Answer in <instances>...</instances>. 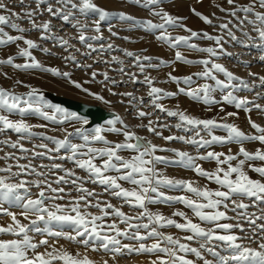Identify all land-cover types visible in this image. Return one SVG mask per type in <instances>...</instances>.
I'll use <instances>...</instances> for the list:
<instances>
[{
  "label": "snow or ice",
  "instance_id": "6c2138e0",
  "mask_svg": "<svg viewBox=\"0 0 264 264\" xmlns=\"http://www.w3.org/2000/svg\"><path fill=\"white\" fill-rule=\"evenodd\" d=\"M21 4L24 0H20ZM36 8H29L23 13H16L12 11L5 3H0V10L7 14H0V45L17 44L22 41L25 45L20 47L17 44V55L27 58L24 63H15L16 56L8 55L7 58L0 59V65H11L16 69H36L42 68L43 65L33 57L32 49L41 48V46L33 39L27 38L23 35L24 32L35 30L40 33V39L55 40L61 47L66 49L71 47L69 40L63 36H58L53 33L52 19H59L62 23H67L72 27L80 30L77 39L84 43L89 49L85 55H90L96 51H110L113 49L112 44H108L105 48L103 45L99 49L95 48L89 41H99L103 39L100 33V24L113 15L118 16L123 21L130 22L132 28H144L146 30H160L157 39L167 43L172 48H179L185 46L189 49L207 53L208 56L202 59L193 60L185 57L180 51L175 53V61H160L152 63V56H141L132 51L122 49L128 57L133 58V66L138 68L140 74H144L143 81H140L137 73L125 72L124 67L118 69L121 73L128 76L133 83H144L149 87L148 96L151 98L152 104L161 112H166L169 117L178 118V123L175 125L178 129L185 131H194L196 133L193 137L186 136H167L163 137L162 132L158 131V127H168V125H157L153 127V121L149 120L148 125H140L146 127L149 132L155 136H160L165 140L173 141L180 140L189 145H194L197 148L203 149L214 144H228L236 142L241 144L239 153L237 155L227 154L215 151H208L206 155L193 156L189 152L177 149H161L158 145L147 140L145 137L137 135V133L130 129L129 125L124 120L116 115L113 119L106 122L107 127L96 126L91 131L83 127L89 123L85 116L79 115L75 112H69L59 105L46 102L41 95L38 94L37 89L33 88L26 94L19 95L13 90L0 87V132L11 130L18 134L19 139L15 142L10 139L2 141V143L10 144L13 148H18L24 153L32 152V157H47L50 160H70L79 169L87 172V179L95 184L104 187L105 192L111 193L112 196L121 199L130 207L138 208L140 211L137 215L132 216L116 208L111 203H101L99 200L92 204L88 197L96 196L95 192L89 191L83 187L82 181L84 178L77 177L75 172L67 169L60 163H53L51 165H40L39 167L48 169V174L54 175V181L37 180L29 182L21 180L19 183H9L10 177H20L21 175L35 174L40 177H45V172L37 170L36 166L29 164L17 163L15 167L18 171L13 172L12 165L5 168H0V172L8 173V176L0 175V212L9 215L13 223L7 227L0 226V233L15 234L18 239L0 240V264H53L54 261H63V264H92L88 258H77L63 250L53 248L52 251L46 253H38L36 249L39 245H47L48 240L44 239L37 243L33 242L29 232L48 233L53 237H66L69 240H76L85 246H91L93 250L102 249L106 252H111L113 258L116 254L124 253H149V254H163L157 255L156 259L151 261V264H194V261L187 258V254L192 253L197 258L203 260V264H214L213 260H208L202 253V249L215 258V264H264V223L258 221L264 220V182L261 180L251 179L244 170L246 162L253 160L264 161V148L257 149L255 152H249L242 145L244 141H258L264 144V126L250 121L251 127L256 129L257 134H246L237 126L226 122H220L216 119H198L190 116L184 111L169 110L165 108L159 101L165 96L173 97L178 93H183L193 100L202 101L207 104L219 103L215 100L213 93L216 90L225 91L222 100L234 104L236 108L245 107L247 111L252 108L264 110L254 101L247 98H239L234 92L239 88L251 90V86L242 78L236 76L223 64L217 63V57L221 55H232L227 53L223 47L224 36L212 35L207 32H198L181 23L185 18L174 17L165 11L161 5L163 0H131L134 5H139L144 9L150 11L154 16L161 19L162 22L156 23L151 19H138L134 15L125 14L124 12L113 13L98 6L94 0H56L54 5L51 0H35ZM199 2V0H198ZM233 7L228 11L229 15L236 18L238 21L236 27L239 28L244 37L251 41V44H246L245 39L237 37L229 28L232 21H228L219 25L222 32H226L231 41L244 46H251L264 52V11L257 10L264 9V0H251L248 5H236L235 0H228ZM193 14L200 17L205 23L212 24L213 20L203 15L202 13L192 9ZM237 12L243 13L242 17L237 16ZM45 13L52 19L37 23V18L43 16ZM79 13L82 16H96L97 19L93 21V26L81 23ZM13 17L16 19L26 18L30 24L31 29L21 27ZM252 25V30L257 33L252 36L249 31L245 30V25ZM5 27L17 30L18 35H11L5 31ZM92 27V30L98 35L87 36L85 33ZM168 27L184 28L190 35L173 36L168 33ZM111 30V29H110ZM116 35V33H113ZM193 38L206 39L214 41V46L200 47L192 43ZM259 41V43H257ZM42 51L48 52L49 49L41 48ZM65 60L77 62L74 55L69 54L64 57ZM259 60L264 62V55L259 57ZM183 62L185 64H199L203 65V71L194 73L192 75L178 77L168 74L169 80L176 83H183L188 87H181L177 92H165L164 89L155 86L154 79L146 74L148 68L158 69L161 63L168 65L175 62ZM108 63L109 61H104ZM111 62H117L123 65V61L119 57L113 56ZM78 67L91 68L92 65H80ZM58 76L70 78V72H60L57 68H47ZM217 73L223 74L225 79H219ZM6 75V74H5ZM98 75L93 71L91 76L95 78ZM105 81H110L116 84L117 81L108 76L107 72L103 73ZM252 76H257L256 73H250ZM204 79L205 81H212L213 83L205 82L197 87H191L195 83V79ZM260 86L264 87V75L257 77ZM20 83V81H17ZM76 87L81 85L72 81ZM87 91V89H85ZM122 95L131 97L132 100L139 99L143 103V98H136L132 93H123ZM260 95L259 93L257 94ZM103 99V97H97ZM252 107H246L250 105ZM51 110V111H49ZM7 112L9 114L17 113L21 116L20 119L12 120L9 115L2 114ZM28 114L37 115L45 120L55 123H64L67 121H75L82 125L76 127L73 131H66L63 138L54 136H45L43 132L33 130V126L29 124L24 117ZM138 118H144L151 115L143 110L136 113ZM229 116L234 113H228ZM117 124L120 126L118 127ZM46 127V125H41ZM217 128L224 129L227 132L226 136H218L214 134ZM105 131L114 132L122 135L124 140L121 142L109 141L103 134ZM201 131H206L209 138H204L200 135ZM33 137L46 138L54 142L55 147L49 148L48 144H39L35 147L44 149V151H33L25 148L22 140L31 139ZM79 138L82 143H73V138ZM94 142H102L104 147H94ZM65 151V155H48L49 153H60ZM123 151H131L135 153L131 157H124L120 153ZM157 151H172L175 153V159H169L156 155ZM238 155H242L244 159H240L238 163L233 166L232 161L237 160ZM9 158L28 159L27 156L15 157L13 153H8ZM223 157V159L221 158ZM215 161L217 167L208 171L201 165L197 164V160ZM99 161V162H97ZM160 163H175L182 165L184 168L194 170L200 177H204L209 181H214L220 186L219 189L212 190L205 187L194 185V182L186 179H174L165 176L161 173L156 165ZM224 165H227L225 168ZM252 171L264 177V166L253 167L249 165ZM57 171H62L64 175H56ZM115 173V174H111ZM235 174V178L233 175ZM121 181L128 182L134 187L125 188ZM34 183L40 188V191L35 199L27 195H21L20 190L24 189L25 193H29L28 185ZM53 183L72 184L77 186V190L86 195H81L75 198L74 201L67 206L59 204H47V201L56 199H63L60 195L65 192L63 187H53ZM177 189L193 194L195 198L188 195L168 196L161 188ZM52 193L53 195H49ZM233 197L247 198L251 204L244 203L243 199L239 203ZM164 202H179L191 209L193 214L202 222H207L213 227L205 229L199 223H194L191 218L183 211H177L173 215L183 217L185 222L179 223L175 219L167 218L162 214L153 213L149 210L148 204ZM83 202V203H81ZM4 203L12 205H20L24 209L21 213L25 218L28 213L35 214V219L31 220L29 224H22L17 219L14 213L9 212L2 206ZM229 203H231V210L237 213V217L247 221L251 232L249 236L236 235L232 230L239 228L241 231H246L243 225L222 223V220L235 219L236 217H228L227 210H229ZM97 207L102 211L101 215H91L82 208ZM223 207L225 210L221 211ZM256 207L259 209V214L248 211L249 208ZM74 213V214H72ZM115 216L120 219V222L127 225L125 229L117 226L115 220L111 223L105 221V217ZM147 220V222H143ZM61 224H68L73 227L75 235L65 233L62 231L53 232L50 228H41L40 222L46 226L51 225L52 222ZM166 226H174L178 229L191 233L184 237L186 241H204L199 248L192 247L189 243H183L180 239L174 238L172 235L165 234L160 231V228ZM141 229L145 230L143 233ZM79 238V239H78ZM137 241V245L122 244V239ZM153 239L155 242L151 245H146L144 241ZM244 240H249V244H245ZM251 243H255L257 247H252ZM220 248L228 252V255H221L216 249ZM29 250L33 255L29 256Z\"/></svg>",
  "mask_w": 264,
  "mask_h": 264
},
{
  "label": "rangeland",
  "instance_id": "374dc122",
  "mask_svg": "<svg viewBox=\"0 0 264 264\" xmlns=\"http://www.w3.org/2000/svg\"><path fill=\"white\" fill-rule=\"evenodd\" d=\"M51 2L55 5L56 0H51ZM94 2L106 10L112 11L113 13L124 12L125 14H131L137 17L138 19H151L156 23L162 22L161 19L157 16H154L150 13L149 10L142 8L139 5H134L131 0H94ZM0 3H5L8 5L12 11L16 13H23L27 11L29 8H36L37 3L35 0H24V3L21 4L20 0H0ZM251 3V0H235L236 5H248ZM161 7L167 11L169 14L174 17H182L185 18L181 21L187 28H190L194 31L198 32H207L212 35H223L224 43L223 47L227 53H231L232 55H221L216 59L217 63L223 64L230 71H232L236 76L242 78L251 86V90L245 88L237 89L234 94L239 98H247L250 101H254L255 103L264 106V87L260 86V82L258 80V76L264 75V62L259 60L261 55H264V52L261 50L251 47L244 46L242 44H238L234 41H231L227 36L226 32H222L219 25L228 21H232L229 24V28L233 31V33L240 37L241 39H245L246 44H251V41H248L243 32L236 27L238 21L236 18L229 15L228 11H222V9L230 10L233 5L228 3V0H163ZM192 9L202 13L205 16L210 17L213 20V23L207 24L200 17L193 14ZM257 10L264 11V9H260L257 6ZM0 14H7L3 10H0ZM244 14L237 12V16L242 17ZM81 23L87 24L89 26H93V21L97 19L96 16H82L77 13ZM13 19L21 25V27L26 29H31V24L26 18ZM52 19L49 17L47 13L43 16H39L37 18V23H41L43 21ZM53 28L52 31L58 36H63L65 39L69 40L71 47L65 48L61 47L57 41L55 40H43L40 39V33L35 30H30L24 32L25 35L29 39H33L36 41L41 48L49 49L48 52H44L41 48L32 49L33 57L43 65L42 68L36 69H16L11 65H0V87L5 89L13 90L16 94L23 95L27 92L31 91V89L35 88L38 91V94L43 97L46 102H50L55 105H59L62 108L68 110L69 112H75L79 115L85 116L89 123L84 125L83 127L89 129H93L96 126L107 127L106 122L110 119H113L116 115H119L125 123H127L131 130L135 131L137 135L141 137H145L147 140L152 143L158 145L161 149H177L184 150L189 152L193 156H201L206 155L208 151H216V149H221L222 151H218L221 153L237 155L239 153V149L237 151H233L231 146L237 145L236 142H231L228 144H214L209 147L200 149L194 145H189L180 140L168 141L163 139L160 136H155L151 132L147 130L146 127H140V125H148V121L152 120L153 127L157 125H168V127H158V131L162 132L163 137L167 136H186L193 137L196 135L194 131H185L183 129H178L175 125L179 122L176 117L167 116L166 112H161L159 109L155 108L152 104L151 98L148 96L149 87L144 83H133L129 80L128 76L124 73L118 71L122 66L125 69V72H133L137 73L140 81H143L144 74H140L138 68L133 66V58L128 57L122 49H126L128 51H132L141 56L147 55L152 56V63H158L160 61H175V53L176 51H180L185 57L193 60L202 59L208 56L207 53L196 51L189 49L185 46H181L179 48H172L167 43L160 41L157 39V35L160 30H146L144 28H132L130 26V22L123 21L118 18V16L113 15L109 17L107 20L102 21L100 24V33L103 36V39L99 41H89L93 46L97 49L103 45L105 48L108 44L113 45V49L110 51H96L92 52L90 55H85V53L89 52V49L86 45L80 42L77 37L80 33V30L76 27H72L67 23H62L59 19H52ZM245 30L249 31L252 36H256L257 33L252 30V25L246 24ZM111 29V30H110ZM5 31H7L11 35H18L20 33L15 29H11L10 27H5ZM168 33L173 36L180 35H190L184 28L179 27H168ZM116 33V35H113ZM87 36L98 35L95 31L92 30V27L85 33ZM199 45L200 47H209L214 46L215 42L206 40L193 38L191 41ZM259 43V41H257ZM20 47H24L22 41L17 42ZM17 44H9V45H0V59L7 58L8 55L16 56L15 63H24L27 58L21 57L17 55L18 47ZM69 54L76 56L77 62L80 65H92L91 68L78 67L77 62H73L70 60H65L64 57ZM119 57L121 61H123V65L117 62H111L112 57ZM104 61H109L105 63ZM61 68L64 72H70L71 77L65 78V81H71L72 78L80 79V81H85V85L90 88L85 93L84 100H79L77 98V94H74V97L68 98H60L56 97L49 91L43 90V88L37 87L33 83L35 82H44V77L42 74H46L45 69L47 68ZM95 71L98 75L93 78L91 73ZM203 71V65L199 64H185L183 62H175L170 63L168 65H164L161 63V66L156 68H148L146 74H149L155 82V86L161 89H164L165 92H177L179 88L185 87L183 83H176L168 78V74L183 77L192 75L194 73ZM107 72L108 76L112 79L116 80V84H112L110 81H105L103 73ZM250 73H256L257 76H252ZM6 74V75H5ZM18 75V76H16ZM219 79H225L223 74L217 73ZM61 78V77H60ZM195 79V83L191 85V87L195 88L198 85H202L205 82L213 83L212 81H205L204 79ZM20 81V83H17ZM58 83H54L56 85ZM34 85V86H33ZM55 87H58L57 85ZM56 89V88H55ZM66 91V90H65ZM75 93V91L73 92ZM72 93V94H73ZM123 93H132L136 98H143V103H140L139 99L132 100V103H129L131 97L122 95ZM260 94L259 96L257 94ZM225 94V91L216 90L213 95L215 100L219 101V103L207 104L202 101L193 100L191 97L178 93L176 96L167 97L165 96L163 99L159 101L165 108L169 110H180L184 111L190 116H193L198 119H218L221 117L220 113H226L228 108L234 107V104H229L222 100V96ZM97 97H103V99H98ZM180 101V106L177 105ZM194 106L197 107L198 110L192 111L189 107ZM246 107H252L251 104ZM245 108V107H243ZM139 110H143L151 115L146 116L144 118H138L136 113ZM246 110V108H245ZM51 111V110H49ZM247 111V110H246ZM254 117V122L257 124L264 126V110L252 108L251 111H247ZM2 114L9 115V118L12 120L20 119L21 116L17 113L9 114L4 112ZM26 121L33 126V130L37 132L45 133V136H54L57 138H63L66 135V131L71 132L74 129L69 126L75 121H67L64 123H55L52 121H48L39 117L37 115L28 114L24 117ZM218 121V120H217ZM77 123V122H75ZM41 125H46V127H41ZM119 127L120 125L117 124ZM214 134L218 136H224L227 132H222L219 129L214 130ZM109 141L112 142H121L124 140V137L118 133L107 132L103 133ZM256 133V129L255 132ZM200 135L204 138H209V134L206 131H201ZM10 139L15 142L19 139L18 134L15 132L8 130L6 132H0V168H5L9 165H12V171L16 172L18 169L15 167L17 163L19 164H31L32 166H36L37 170L40 172H45V177H40L35 174L31 175H21L20 177H10L9 183H19L21 180H27L29 182L44 180L54 181L55 176L48 174V169L39 167L40 165H51L53 163H60L67 169H71L75 172L77 177L84 178L82 181L83 187L87 188L89 191L95 192L96 196L88 197L91 200L92 204H95L97 200L101 203L108 202L111 203L116 208L121 209L128 215L135 216L139 213L138 208L130 207L128 204L124 203L121 199L116 198L111 195L109 192L104 191V187L90 182L87 177L88 174L82 169H79L75 166V164L70 160H60L56 159L55 161L48 159L47 157H32V152L24 153L20 151L18 148L11 147L10 144L2 143V141ZM78 137L73 138V143H82ZM21 143L24 144L25 148L31 149L33 151H44V149L35 147V145L39 144H48V147L54 148L55 144L52 141L47 140L46 138L33 137L31 139L22 140ZM94 147H104L102 142H94L92 144ZM249 152H255L257 149L264 148V144H261L258 141H244L242 145ZM241 147V146H240ZM8 153H13L15 157L27 156L28 159H19L18 161L13 158H9L7 156ZM124 157H131L135 153L131 151H123L120 153ZM48 155H65V151L61 150L60 153H49ZM156 155L167 157L169 159H175L176 155L172 151H157ZM223 159V157H221ZM244 159L242 155H240L237 160ZM236 160H233L231 163L233 164ZM99 162V161H97ZM197 164L201 165L205 170L212 171L217 167L215 161H205V160H197ZM249 165L253 167L264 166V161L253 160L248 161L245 164V167L248 170H251ZM227 165H224L226 167ZM157 169L163 173L165 176L176 178L174 172L179 171H187L192 174L195 173L194 170H189L184 168L182 165L175 163H160L156 165ZM253 175L256 177V180H261L264 182V177H261L255 171H252ZM115 174V173H111ZM0 175L8 176V173L0 172ZM56 175H64L62 171H57ZM199 179L207 182V188L216 190L219 189L220 186L217 185L214 181H209L204 177H200ZM235 178V174L233 175ZM123 187L132 188L134 187L128 182L121 181ZM53 187H63L65 192L60 194L63 196V199H56L52 201H47V204H59L62 206L70 205L75 198L80 197L81 195H86L81 191L77 190L76 185L72 184H60L57 185L53 183ZM203 185L201 184V187ZM29 193H25L24 189L20 190L21 195L30 196V198L35 199L40 191V188L37 187L34 183H29L28 185ZM161 191L165 192L168 196H180V195H188L192 198H195L193 194L187 193L185 191L177 190V189H169V188H161ZM49 195H53L52 193H48ZM239 203L241 199H243L244 203L251 204V201L247 198L241 197H233ZM83 203V202H81ZM4 209H7L9 212L14 213L21 221L22 224H29L31 220L35 219V214L32 212L28 213V217L25 218L21 213L24 211L22 206L20 205H12L10 206L8 203H4L2 206ZM231 203H229V210H227L228 217H236L235 219H227L222 220V223H231V224H241L246 231H241L239 228L233 229L232 231L239 236H249L251 235L249 229V224L247 221L240 219L237 217V213L231 210ZM148 208L153 213H159L164 215L167 218L175 219L179 223H184L185 220L183 217L174 216L173 214L177 211H183L187 214L189 218L193 220L194 223H199L201 227L205 229L213 227L212 224L207 222H202L196 217L192 210L187 208L184 204L179 202H164L160 201L157 203L148 204ZM260 208H264V205H260ZM221 211L225 209L223 207L220 208ZM82 211H86L91 215H101L102 211L97 207H87L82 208ZM250 212H255L259 214V209L256 207H251L248 209ZM74 214V213H72ZM113 220L116 221L117 226L121 229H125L127 227L126 224L120 222V219L115 216L105 217V221L107 223H111ZM143 222H147L144 220ZM12 218L9 215H5L0 212V226L7 227L9 224H12ZM258 223H264V220L258 221ZM41 228L48 227L53 232L62 231L65 233H69L71 235H75L73 227L68 224H61L58 222H52L51 225H45L43 222H40L39 225ZM165 234L172 235L174 238H178L183 243H189L192 247L199 248L200 244L204 241H186L184 237L190 235L191 233L178 229L174 226H166L159 229ZM145 230L141 229L143 233ZM29 235L32 237L33 242L39 245L41 240L47 239V245H39L36 249L38 253H46L52 251L53 248L57 250H63L67 253L73 255L77 258H88L92 264H151V261L155 260L157 255L163 254H149V253H124V254H116L113 258V254L111 252H106L102 249L93 250L91 246H85L82 243H78L76 240H69L66 237H53L48 233H37V232H29ZM15 234L12 233H0V240H12L18 239ZM79 239V238H78ZM122 244H130L137 245V241L129 240L127 238L122 239ZM155 241L153 239H148L144 241L146 245H151ZM245 244H249V240H244ZM252 247H257L255 243H251ZM221 253V255H228L229 253L223 251L220 248L216 249ZM203 255L208 260H213L215 264V258L209 254L208 252L201 250ZM29 256L33 255L32 251L29 250ZM187 258L194 261V264H203V260L197 258L194 254H187ZM53 264H63V261L57 260L54 261Z\"/></svg>",
  "mask_w": 264,
  "mask_h": 264
},
{
  "label": "bare ground",
  "instance_id": "6f19581e",
  "mask_svg": "<svg viewBox=\"0 0 264 264\" xmlns=\"http://www.w3.org/2000/svg\"><path fill=\"white\" fill-rule=\"evenodd\" d=\"M59 71L64 72L63 69H61V68H59ZM16 76H18V75H16ZM42 77H44V79H45V80H43L44 82H35L33 84L36 85L37 87L43 88V90H45V91L51 92L56 97H60L63 99L68 98L69 96L74 97V94H77L78 95L77 98H79V100H84V98L86 96L85 93L90 89L84 84L85 81H80V79H77V78H72L71 81L67 82L64 80L63 76L55 75L52 72H47L46 74L44 73V74H42ZM72 81L78 82L81 85V87H76L75 84L72 83ZM54 83H58V84H56L58 87H55L56 85L53 86ZM85 89H87V91H85ZM74 91H75V93H73ZM181 104L179 101L177 105L180 106ZM189 108L192 111L198 110V108L194 107V106H191ZM228 113H234V115L229 116ZM220 115H221V117L217 119L220 122H226L229 124H233V125L237 126L240 130L245 132L246 134H253L255 132V129H253L251 127V123H250V121H254V117L252 114L247 112L245 110V108H243V107L239 108V109L236 108L235 106L231 107V108L229 107L226 113H220ZM81 126L82 125H80L79 123L74 122L69 126V128H70V130H72L71 128L75 129L76 127H81ZM217 129H219L222 132H226L224 129H221V128H217ZM226 135H227V133L224 134V136H226ZM240 146H241V144L237 143V145L231 146L232 147L231 149H233V151H237L240 148ZM216 151L218 152V151H222V150L216 149ZM239 156L240 155H238V157ZM238 161L239 160H236L232 165L235 166L238 163ZM244 170L247 172L248 176L251 179L256 180L255 179L256 177L253 175L251 170H248L245 166H244ZM174 174H175L176 178L193 181L194 185H198L201 187V184H202L203 185L202 187H205V186L208 187L207 182H205L202 179H199L198 174H196V173L190 174L187 171H179V172H174Z\"/></svg>",
  "mask_w": 264,
  "mask_h": 264
}]
</instances>
